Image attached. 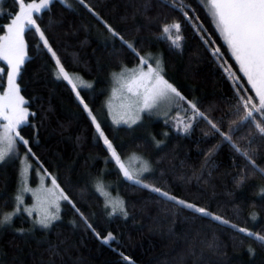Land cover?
Returning <instances> with one entry per match:
<instances>
[{
  "label": "trees",
  "instance_id": "1",
  "mask_svg": "<svg viewBox=\"0 0 264 264\" xmlns=\"http://www.w3.org/2000/svg\"><path fill=\"white\" fill-rule=\"evenodd\" d=\"M19 9L18 0H0V36ZM33 18L52 51L34 27L25 30L17 83L31 113L18 128V156L0 163V221L11 216L0 223V264H264V243L254 238L264 236V136L256 126L264 120L256 112L242 119L255 110L225 63L259 100L208 0H53ZM57 61L70 80L89 84L75 83L81 100ZM148 65L179 93L173 113L114 123L112 93L125 91L115 89L117 76ZM20 155L30 187L43 173L63 197L47 227L16 206ZM133 157L148 169L139 184L120 169ZM116 201L123 210L113 214Z\"/></svg>",
  "mask_w": 264,
  "mask_h": 264
},
{
  "label": "snow or ice",
  "instance_id": "2",
  "mask_svg": "<svg viewBox=\"0 0 264 264\" xmlns=\"http://www.w3.org/2000/svg\"><path fill=\"white\" fill-rule=\"evenodd\" d=\"M20 3V10L16 14L15 18L11 20V23L7 26V34L0 36V60L6 61L9 65V71L7 73L8 89L2 96H0V117L3 120L8 121L5 125V132L3 136H0V142H6L7 148L0 149V161L4 160L9 155L13 145L17 143L16 139L10 135V133L20 125L27 116V109L22 107L26 102L19 95V88L16 85V77L20 72L21 65L24 63L23 55V33L26 29L35 28L36 32L40 33V38L44 41V46L51 52L52 49L48 46V41L44 38L41 29L36 25V19H34V13L41 12L48 4L49 0H40L39 4L28 3L25 5L22 0H18ZM81 3L84 0H80ZM211 8L213 9V15L217 18L220 31L226 41L228 47L231 49V54L238 62L241 71L244 76L247 77L252 89L255 90L256 96L259 98V109L255 111H248L246 116L242 119L251 120L260 109H264V0H208ZM177 31H179V25H173ZM165 33L170 32L169 27L164 28ZM181 39L179 35L175 37L173 44L179 46L178 41ZM144 63V61H142ZM59 73L64 80L68 81L72 85L75 91L77 85L69 79L68 73L65 69L59 65ZM83 85V82L81 81ZM87 87V85H83ZM2 87V84H0ZM128 91L134 96L142 98L143 110H150L155 107L163 98H168L170 93H174L179 96L176 89L164 80L160 72L149 66L147 72H141L139 75H133L132 80L127 85ZM195 109V104L192 105ZM203 118L202 113H198ZM264 119V118H261ZM95 123V120L93 121ZM211 123V121H209ZM259 132L264 136V127L256 125ZM212 127L220 132L216 124L212 123ZM187 127L185 131H187ZM97 131L100 132V126L97 125ZM223 135V133H220ZM103 136V132H100ZM27 144V141H24ZM105 145L111 152L112 157L116 158L119 163V157L113 150L112 144L105 139ZM239 151V150H238ZM246 155V154H245ZM124 176L133 181V175L129 171L124 169V166L120 165ZM147 166L145 165L143 171L146 172ZM55 183V181H53ZM135 183L139 184L140 180L136 179ZM144 187H148L144 185ZM97 190L107 195L104 192L102 184L97 185ZM156 192H160V189H153ZM162 195L168 199L167 193ZM19 199V198H18ZM67 199V197H64ZM179 203L183 204V201ZM192 208V205H187ZM116 208L123 210V201L113 202V214ZM196 212L204 213L202 208H195ZM51 218L49 215H45L40 219L38 223L44 227L48 226ZM11 219V216H7L0 223H7ZM216 219H219L217 217ZM233 227H235L233 225ZM239 232L245 233L246 229L240 228ZM249 236H254L253 233H247ZM111 238V237H109ZM254 238L261 243H264V236H254ZM107 242V241H105ZM127 259V258H125Z\"/></svg>",
  "mask_w": 264,
  "mask_h": 264
},
{
  "label": "rangeland",
  "instance_id": "3",
  "mask_svg": "<svg viewBox=\"0 0 264 264\" xmlns=\"http://www.w3.org/2000/svg\"><path fill=\"white\" fill-rule=\"evenodd\" d=\"M52 1L53 0H49V4ZM31 3L39 4L40 3V0L39 1L31 2ZM49 4L46 7H48ZM25 5H27V4H25ZM15 16H14V18H15ZM6 34L7 33L3 34L2 36L6 35ZM23 44H24V47H23V55H24V61H25V59H26V43H25L24 36H23ZM0 63H5L7 65V73H8V71H9V65L7 64V62L6 61H3V60H0ZM56 64H57V62H56ZM225 65H226L227 70L230 72V75L232 76V78L237 81V83H238L237 85L240 87V89L244 93L245 99L248 102V104L250 106H252L254 110L255 109H259V105L256 104V102L254 101V99L242 87V84H241L239 78L234 73V71L230 68V66L227 63H225ZM149 66L150 65H148L147 68H143V69H142V67H136V68H133L131 70H125L123 73H121L120 75L117 76V78H116L117 81H116L114 87H115V89L116 88H119L120 89V87L123 86L125 88V91H124L123 94H125V95H123L122 93H120V96H118L119 91H117L116 93H114V92L112 93L113 95H112V98H111L110 101L112 103L113 102L114 103L117 102L116 105L113 106V111L110 109V112L112 114V121L114 123H116V124L120 123V121H116V119H118V116L121 119H122V117L126 118L128 120V122L132 120L131 121V124H133L135 122V121H133L134 118L135 117L137 118L138 116L140 118V116L142 114H144V113H146V114L147 113H154V114L159 115L161 117L162 116H168L171 113H173L172 111H173L174 106H175V101L180 99V95L179 96H176L174 93H170L168 98H163L160 101H158V103H157V105L155 107L151 108L150 110H143V111H141V108L143 106L142 105V98L141 97L134 96L131 92L128 91L127 85L132 80L133 75L134 74L135 75H139L141 72H145L146 73L147 70H148V68H149ZM0 68H1V65H0ZM18 75L16 77V85L17 86H18V83H17ZM243 75H244V73H243ZM244 77L247 80V77L246 76H244ZM72 81L74 83H77V84L81 83L76 78L73 79ZM83 85H87V87L89 86V84L87 82H85V81H83ZM83 85L82 86H79V87L80 88H86ZM7 89H8V78H7V74H6V87H5L4 91L2 93H0V96H2L4 94V92L7 91ZM75 93H76V96L78 97V99L81 100V98L78 96L77 88L75 90ZM19 95L21 96L20 91H19ZM258 100H259V98H258ZM118 105H119V107H118ZM22 107H25L27 109V113L28 114H27L26 118L24 119V121L20 125H18L10 133V135L13 136L16 139L17 143L13 145V148L10 150L9 155L6 156V158L4 160L0 161V163L1 162L8 161V160H11L12 158L18 156L17 145H18V141L20 140V138L18 136V128L21 127L22 125L26 124V122L29 119L30 113H31L29 111V109L25 106V104ZM256 113L261 118H264L261 110H259ZM178 116H179L178 113H176L174 115V117L179 118ZM7 123H8V121L3 120V118L0 117V136H3L4 135L5 125H7ZM180 123H181V127H183L184 122L181 121ZM97 125L98 124L95 123L96 129H97ZM5 148H7L6 142H0V149H5ZM27 161L28 160L26 159L25 156H23V155L22 156L21 155L19 156V163H20V166H21L22 188H21V191H20V195H19V199H18V204L16 206L17 207H22V210L25 213L29 214V215L34 214L36 216V218H38V221L40 219L44 218L45 215H49L50 217H55L56 214L58 213V203H60L62 201L63 197H62L60 191L55 187L53 181L50 178H48V176H46L43 173H38L37 172V174H36L37 175V179H36L37 186L36 187H30L29 186L30 185L29 184V167H28ZM141 165H142V163H141L140 159L137 158V157H133V158H131V160L129 162L127 161L125 164H123L124 169L127 170V171H129V173L133 175V181H135L140 175H143L144 171L141 168ZM120 169H121V167H120ZM26 200H28V202L30 201V203L28 204L26 202Z\"/></svg>",
  "mask_w": 264,
  "mask_h": 264
}]
</instances>
